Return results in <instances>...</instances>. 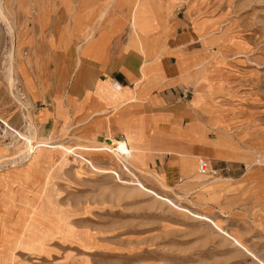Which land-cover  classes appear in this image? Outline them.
I'll list each match as a JSON object with an SVG mask.
<instances>
[{
    "label": "rangeland",
    "instance_id": "rangeland-1",
    "mask_svg": "<svg viewBox=\"0 0 264 264\" xmlns=\"http://www.w3.org/2000/svg\"><path fill=\"white\" fill-rule=\"evenodd\" d=\"M132 1L0 0V118L82 153L24 157L0 122V264H264V0H153L139 13L152 50L177 42L207 55L208 142L194 140L203 152L182 182L145 171L138 149L125 169L113 153L76 147L99 144L79 131L102 71L140 70ZM200 158L215 177H200ZM133 174L185 209L132 185Z\"/></svg>",
    "mask_w": 264,
    "mask_h": 264
},
{
    "label": "crops",
    "instance_id": "crops-1",
    "mask_svg": "<svg viewBox=\"0 0 264 264\" xmlns=\"http://www.w3.org/2000/svg\"><path fill=\"white\" fill-rule=\"evenodd\" d=\"M149 39L145 53L136 40H130L131 48L143 56L135 79L117 70L102 71L94 81L83 100L79 132L92 143L124 140L130 150H139L145 171L165 178L175 173L184 180L187 160L194 161L208 142L199 121L210 119L209 97L202 88L207 55L199 48L183 51L177 42L170 47L164 41L152 50ZM105 60L107 56L99 65ZM113 82L121 88L116 90Z\"/></svg>",
    "mask_w": 264,
    "mask_h": 264
},
{
    "label": "bare ground",
    "instance_id": "bare-ground-1",
    "mask_svg": "<svg viewBox=\"0 0 264 264\" xmlns=\"http://www.w3.org/2000/svg\"><path fill=\"white\" fill-rule=\"evenodd\" d=\"M152 1L153 0H134V1H132V7H131L130 26H131L132 33H131V36H130V40H132V41L136 40L138 42V44H139L140 49L143 50L144 53H145V43L148 41L149 36L147 34L141 32L139 30L140 28L137 27L136 23H137V20H138L139 13L141 11H143L145 9H151ZM91 34L89 36H92ZM84 38H85V36H84ZM89 38L90 39H89L88 42L92 41V39H91L92 37H89ZM98 44H99V42H96V41L93 40L91 42L89 48H88L90 52L88 53V49H87L85 54H89L91 56L95 55L96 52L98 51L96 49ZM132 46H133V44H132ZM113 87L116 90H119L121 88V86L119 84H117V82H113ZM0 122L4 125V127H2V128H3V130L5 132L13 131L19 139L23 140L24 147L26 148L24 151H22V155L24 157L29 155L30 153H33L38 147H50V148L61 147V148H64L66 151H71V152L75 153L78 156L82 155L81 152H76L74 149L67 148L64 145L55 144V143L47 141V140H37L32 135H27V134L22 133V132H20L18 130H15L11 126H9L5 121H2L1 118H0ZM77 149H82L86 153H92L93 151H101V152H104V153L105 152L106 153H108V152L113 153L115 158H116V161L125 169H127L126 163L129 162L128 159H129V157H130V155L132 153V150H130L128 148V146H127V144L125 143L124 140H116V139H113V138L112 139H108L106 141V143H99L97 145H90V144L82 145V146H79ZM86 161L88 163L92 164L91 161H89L88 159H86ZM198 161H197V173L199 174V172H198ZM108 171L115 172L114 169H111V170H108ZM199 175H200V177H204L201 174H199ZM133 177L134 178H132L130 180L132 182V185L139 186L143 190H145L147 192H150V193H153L158 198L167 201L171 205L180 207L181 209H185L184 207L177 205L171 198H169V197H167L165 195L159 194L157 191H155V190L151 189L150 187L146 186L140 180V178L138 176H136L135 174H133ZM197 216H200V215L197 214ZM200 217H203V216H200Z\"/></svg>",
    "mask_w": 264,
    "mask_h": 264
},
{
    "label": "built area",
    "instance_id": "built-area-1",
    "mask_svg": "<svg viewBox=\"0 0 264 264\" xmlns=\"http://www.w3.org/2000/svg\"><path fill=\"white\" fill-rule=\"evenodd\" d=\"M198 172L202 176L206 178H213L218 174L217 168L213 167L210 161L204 158H200L198 161ZM179 181H183V179H179Z\"/></svg>",
    "mask_w": 264,
    "mask_h": 264
}]
</instances>
